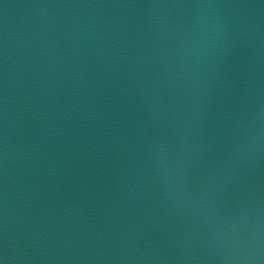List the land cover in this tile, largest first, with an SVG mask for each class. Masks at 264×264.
Segmentation results:
<instances>
[{
    "label": "water",
    "instance_id": "obj_1",
    "mask_svg": "<svg viewBox=\"0 0 264 264\" xmlns=\"http://www.w3.org/2000/svg\"><path fill=\"white\" fill-rule=\"evenodd\" d=\"M0 264H264V0H0Z\"/></svg>",
    "mask_w": 264,
    "mask_h": 264
}]
</instances>
